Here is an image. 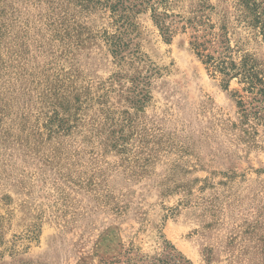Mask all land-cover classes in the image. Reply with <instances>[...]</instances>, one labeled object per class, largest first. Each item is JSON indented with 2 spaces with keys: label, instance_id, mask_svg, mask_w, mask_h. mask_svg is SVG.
<instances>
[{
  "label": "rangeland",
  "instance_id": "1",
  "mask_svg": "<svg viewBox=\"0 0 264 264\" xmlns=\"http://www.w3.org/2000/svg\"><path fill=\"white\" fill-rule=\"evenodd\" d=\"M107 1L0 0V264H264V103L146 11L113 54ZM235 1L212 22L264 77Z\"/></svg>",
  "mask_w": 264,
  "mask_h": 264
},
{
  "label": "trees",
  "instance_id": "2",
  "mask_svg": "<svg viewBox=\"0 0 264 264\" xmlns=\"http://www.w3.org/2000/svg\"><path fill=\"white\" fill-rule=\"evenodd\" d=\"M187 7H182L184 0H114L107 1L106 6L112 13L117 35L110 39L113 54L118 55L125 44L121 39L136 31L133 17L144 11L159 30L162 38L170 42L177 32L189 35V47L195 57L213 76H219L222 87L226 90L232 79H238L243 92L252 95L250 102L236 92V105L244 116L260 119L259 108L253 104L264 103V77L257 70L254 59L242 53L237 44L230 46V15L215 13L221 23L212 22L211 14L215 12L209 0H188ZM261 0H236L233 4L231 18L236 27L244 30L264 32ZM178 10V11H177ZM237 55V56H236ZM236 56V57H235ZM162 264H189L181 257L167 254Z\"/></svg>",
  "mask_w": 264,
  "mask_h": 264
}]
</instances>
